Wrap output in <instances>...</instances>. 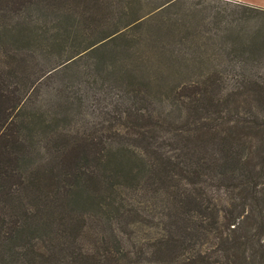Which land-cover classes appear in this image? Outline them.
Returning <instances> with one entry per match:
<instances>
[{
    "label": "trees",
    "instance_id": "16d2710c",
    "mask_svg": "<svg viewBox=\"0 0 264 264\" xmlns=\"http://www.w3.org/2000/svg\"><path fill=\"white\" fill-rule=\"evenodd\" d=\"M32 2L0 0L9 18L18 15L24 26L19 31L16 25L9 28L8 21L1 23L4 40L21 35L18 41L24 45L48 37L50 27L43 20L25 18ZM165 3L158 5L162 6L158 12ZM169 20L151 29L143 28L144 19L137 21L56 66L64 63L67 68L110 42L125 40L113 49L107 74L134 81L136 71L126 75L117 72L116 65L153 62L176 66L158 77L182 84L178 96L187 98L183 100L186 112H139L130 106L112 115L102 131L90 132L59 128V120L81 110V96H67L54 112H25L17 125L0 112V244L11 243L36 218L30 195L24 194L30 190L36 194L32 199L43 206L59 200L62 206L91 207L90 212L77 216L68 213L69 234L62 248H71L70 258H56L51 245L40 252V264H141L144 260L264 264V75L260 73L264 69L249 64L239 72L233 69L231 75L222 63L224 51L205 49L195 56L187 50L168 49L158 28L166 27ZM232 41L245 43L236 37ZM241 48L234 50L241 54L249 50ZM197 57L201 62L215 59L213 71L196 70L192 61ZM2 62L0 55V68ZM231 78L235 82L229 84ZM135 92L138 95L140 90ZM53 138L60 169L38 168L37 176L30 179L26 175L29 159L21 143ZM136 222L162 224L165 233L154 241L135 244L132 250L122 248L120 224L128 227Z\"/></svg>",
    "mask_w": 264,
    "mask_h": 264
},
{
    "label": "rangeland",
    "instance_id": "374dc122",
    "mask_svg": "<svg viewBox=\"0 0 264 264\" xmlns=\"http://www.w3.org/2000/svg\"><path fill=\"white\" fill-rule=\"evenodd\" d=\"M167 1L33 0L25 9V18L32 16L43 20L50 27L48 37L34 38L23 45L18 41L21 35L4 40L6 32L0 34V55L3 58L0 68L3 79L0 83V112L7 113L9 120L13 118L17 125L25 112H33L34 109L38 112H54L53 108L66 102L67 96H81V110L70 112L68 119L59 120V128L63 125L72 132L103 130L112 121V115L125 112L130 106L139 112H186L187 104L183 100L187 98L178 96L182 84L177 85L174 79L162 80L158 77L162 71L172 72L171 69L176 66L153 62L116 65L117 72L123 71L126 75L136 71L138 78L134 81L116 77L114 73L107 74V69L111 67L109 61L114 55L113 49L125 40L110 42L94 52L93 56L81 58L67 68L62 66L71 60V55L80 52L85 46L101 43L113 31L119 32L143 19L146 21L144 29H151L163 19H171L166 27L158 28L161 42L168 49L187 50L195 56L205 49L208 52L215 49L224 51L222 63L231 75L233 69L239 72L241 67L249 68V64L264 69V0ZM164 2V9L158 12L162 7L158 5ZM4 6L0 4V24L8 21L9 28L16 25L17 30L21 31L24 26L19 23V16L9 18ZM157 12L156 16H152ZM176 17L178 20L175 22L173 18ZM233 37L245 43L234 44ZM243 46L249 50L242 54L238 53L240 50H234L242 49ZM227 51L232 52L227 54ZM62 60L66 61L56 66ZM192 62L196 70L211 72L216 60L201 62L197 57ZM80 68L87 73H83ZM260 73L264 75V72ZM233 82L235 78L229 80V84ZM138 90L140 93L135 95ZM57 116H60V112ZM23 143L22 152L28 157L30 168L26 175L30 179L37 176L38 168L60 169L55 155V138L48 141L27 139ZM66 182L64 179L63 184ZM41 189L42 185L39 192ZM65 193L68 194L67 191ZM24 194L30 195V206L36 210L37 216L32 225L26 224L28 229L19 233L11 243L0 244V264H40V252L51 245L56 258H70L71 248H62L69 234L68 213L77 216L82 212H90L91 207L76 203L62 206L59 200L43 206L40 200L32 199V196L36 197L35 192L25 190ZM120 225L123 226L122 231L118 228L122 237L121 247L131 250L135 244L154 241L165 233L162 224L156 226L136 222L128 227ZM115 245L118 246L116 242ZM147 256H150L149 252ZM141 264L158 262L144 260Z\"/></svg>",
    "mask_w": 264,
    "mask_h": 264
},
{
    "label": "crops",
    "instance_id": "0c3cea01",
    "mask_svg": "<svg viewBox=\"0 0 264 264\" xmlns=\"http://www.w3.org/2000/svg\"><path fill=\"white\" fill-rule=\"evenodd\" d=\"M240 1H245V0H240Z\"/></svg>",
    "mask_w": 264,
    "mask_h": 264
}]
</instances>
